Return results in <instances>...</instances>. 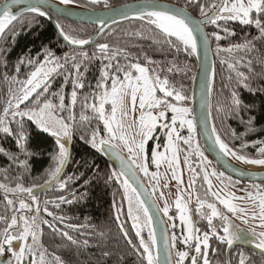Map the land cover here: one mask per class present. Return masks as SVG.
Returning <instances> with one entry per match:
<instances>
[{"label":"snow or ice","instance_id":"6c2138e0","mask_svg":"<svg viewBox=\"0 0 264 264\" xmlns=\"http://www.w3.org/2000/svg\"><path fill=\"white\" fill-rule=\"evenodd\" d=\"M74 2L75 0H59V4L64 6ZM89 2L92 5L103 4L105 9L113 13V21L115 15L128 18L130 12H134V18L139 20L141 25L137 31L130 33L131 35L152 39L153 43H160L159 38L162 37L163 42L174 50L173 59L167 61L171 65L166 69L169 73L188 70L187 65L180 67L177 62L178 54L183 53L185 57H195L199 60V52L203 47L205 63L202 65L201 87L205 91V96L201 103L202 109L209 106L208 97L213 91L212 82L215 72L214 68L210 69L207 63V54L212 50V43L215 42L214 51L219 56L222 52L244 51L247 53L255 49L254 40H264V0H219L218 3L212 0L209 4L203 3L202 0H186L183 8L160 4L157 0H142L139 5H125L119 10L113 9L109 0H89ZM14 5H23L22 11L15 13ZM47 6L48 0H4L0 3V40L6 42L9 34L13 39L19 35V31L9 32L8 30L26 13L32 14V18L28 19L29 25L35 17L49 15ZM189 6H195L198 9L199 19H194L189 14ZM97 19L99 20L97 35H101L104 33L105 21ZM20 22L23 26L22 19ZM229 22L254 26L259 36L251 40L245 37L243 43L223 48L220 41L236 35L235 31L227 26ZM208 25L216 30L211 33L205 32L204 27ZM55 27L59 30V36L63 41L73 47V52L65 53L63 57H60L50 48H44L42 60L21 57L15 65L14 75H9L7 72L3 74L5 82L17 87L8 89L7 99L0 111V133L5 137H11L19 151L11 152L0 147V154L20 168L28 169V158L32 153L27 147L29 133L25 127L26 122H31L40 132L55 138L56 145L42 184L24 186L21 175L15 177L14 187L7 183H0V191L4 193L6 202V211L12 212L10 217L0 215V224L3 225L0 227V256L7 251L12 257L7 264H24L25 258H28V264H65L61 256L49 252L43 245L42 226L49 227L54 233H59L74 245L78 243L67 230L55 227V222L64 224L65 220L71 218L50 211L48 206L52 205L59 209L62 204H72L86 195H77L75 190L68 191V185L79 180V177H64L63 171L71 159L69 145L77 124L75 113L78 103L77 89L85 87L84 74L88 71L86 62L97 58L102 61L107 60L108 63H102L95 90L89 92L80 101L82 110L79 121L90 123L92 119H96L103 123L105 134L101 135L100 128L97 126L81 135L80 139L96 152L114 158L119 164L118 170H112L109 173L106 183L115 182L122 189V200L127 202L126 215L132 221L131 229L136 242L121 221V216L124 214L122 205L118 206L114 199L112 206L115 210V220L127 244L140 257L141 264H186V261L188 264H210L208 250L210 240L213 238L220 244L226 245L228 249H232L237 243L251 244L264 254V183L250 185L251 191L239 189L246 192V197H236L227 190L235 188L241 181L234 180L224 171H218L214 161L205 154L206 150L215 152L216 161H223L226 167H229L228 160H234L241 165L264 168V139L253 142L252 146L259 145L255 156L244 152V149L249 147L245 137L257 131L264 132V127L257 129L255 115H247L246 119L241 115L242 111L247 114L252 106L245 105L236 91V88L244 87L255 94L264 92V88H253L250 85L249 76L237 69L241 60L221 61V63H227L228 68L235 72L236 76V85L230 90L232 115L229 118H237L244 127V131L239 134L235 129L230 130L232 141L241 140L240 148L237 149L222 138L214 123L209 128L211 110L202 111L199 117L194 115L193 108L187 106L189 97L185 94L183 86L177 88L167 77L160 76L159 72L164 70L161 62L154 61L145 55L147 64L156 67L149 69L139 62L121 65L118 61L113 65V61L118 56H123L125 61H129V57L138 61V57L123 48H112L108 43L96 44V49L101 55L97 57L94 52L90 57L88 52L82 49L85 45L95 43L93 37L74 35L75 29L66 31L65 26L60 22H57ZM145 28L155 35L145 37ZM259 63L264 66V60H260ZM22 65H27L31 69L26 73L25 79L18 78ZM5 67H7L6 64ZM246 67L249 72L252 71L251 60L247 61ZM82 68L83 71H81ZM113 68L114 71H112ZM54 75H63L65 84L71 80L72 91L68 104L65 103L66 97L62 91L64 85H61V90L50 91ZM192 79L194 80L195 77ZM229 82L231 83V77ZM89 87L91 88V85ZM90 100L91 103H89ZM106 105H109L110 109H106ZM137 105L138 117L135 115ZM88 110L93 113V116L86 114ZM216 111L221 112L223 109L218 106ZM65 112L67 116L64 115ZM168 113H171L170 121ZM125 121L129 122L125 123ZM13 124L15 128L12 127ZM198 125L204 128L203 135L209 142L207 149L202 148L200 140L197 139ZM157 129H160L166 137L164 151L160 152L161 145L156 143L151 149L149 158L146 145L154 138L158 140V137L154 136ZM184 131L187 135L181 134ZM125 150L127 157L123 154ZM181 152L184 153L183 164L190 174L187 189L183 187L180 170ZM151 166H155L157 171H150ZM162 166H166L171 173V179L177 184L174 204L182 226L180 235H177L175 231L177 216L169 215V204L164 199L163 191H160L161 179L164 180L163 187H169L167 174L159 172ZM236 171L240 176L248 174L238 169ZM3 172L7 180L8 170L4 169ZM141 176L150 178L148 187L141 180ZM212 178L219 182L220 189L213 191ZM198 179L202 180L200 188L204 190L203 197L196 188ZM89 183L88 180L84 181L85 185ZM51 188H56L61 193L67 191L68 194H60L54 199H44L43 209H41V201L36 195V189ZM158 191L159 199L164 200L163 207L157 203ZM185 193L188 195V200L184 199ZM9 194L12 195V199L9 198ZM193 194L198 205L195 214L200 219L206 220V231L196 227L197 221L193 220L190 213L189 204ZM209 195L222 205L226 212L218 208L217 203L207 202ZM24 196L28 198L27 201L23 198ZM245 199L251 205L250 212L236 203ZM205 208L209 211H203ZM41 211L52 220L43 218ZM233 218L239 219L245 225L249 224V220H258L259 223L246 230L234 225ZM216 220L220 222L219 227L214 223ZM64 227L78 230L88 225L69 223L64 224ZM257 227L262 230L257 232ZM145 230H147L146 236ZM100 234L103 235V233ZM178 243L184 245L186 250H179ZM83 244L87 245L88 240H84ZM103 255L108 256L109 253L104 252ZM239 264H245L242 253Z\"/></svg>","mask_w":264,"mask_h":264},{"label":"trees","instance_id":"16d2710c","mask_svg":"<svg viewBox=\"0 0 264 264\" xmlns=\"http://www.w3.org/2000/svg\"><path fill=\"white\" fill-rule=\"evenodd\" d=\"M1 1V0H0ZM133 1V0H109L111 7ZM178 6L184 7L186 0H165ZM76 4L82 5L87 8L102 10L105 9L103 4L92 5L84 4L82 0H75ZM188 10L199 17V12L195 11V6H189ZM32 18V14H26L16 22L8 31H19L17 40H13L9 34L6 42L0 40V91L6 89V83L3 79V74L7 72L9 75H14V68L16 63L21 57H31L44 48H50L57 56H61L66 52H73L71 49L64 45L56 35L53 28L42 18L35 17L32 24H28V19ZM23 20V26L20 20ZM56 22H60L65 26L66 31L75 29L74 35L91 37L95 28L88 25L72 24L58 18H54ZM223 23V22H221ZM141 22L139 20H131L120 24L113 25L107 28L103 34L99 35L94 45L84 49L91 57L95 52L97 57H100L98 50L94 49L98 43H108L112 48H123L133 56L138 57L133 60L129 57V61H125L123 56H118L113 61V65L118 61L121 65L128 62H139L142 66H147L149 69L156 67L155 65H148L144 56L151 58L154 61L161 62V67L164 69L160 71V76L167 77L170 83L174 84L177 88L183 86L184 92L189 96L191 89V81L195 69L194 57H185L183 53L177 55V62L183 68L187 65V71L171 73L167 72V67H170L167 61L173 59L175 55L174 50L163 42L160 37V43H153L152 39L143 38L131 35L140 28ZM228 26L235 31V36H230L227 39L220 41L223 48H227L237 43H243V38L249 40L259 36L258 30L254 26H239L238 23H228ZM128 33V34H126ZM155 35L145 28V37ZM221 35H224L221 33ZM255 49L249 52L233 51L232 53L222 52L219 56L215 53V42L212 43V53L214 59V81L213 91L210 97V110L212 122L215 124L217 130L230 145L237 149L240 148L241 140L232 141L230 130L235 129L239 134L244 131L243 125L235 117L229 118L232 114L230 111V90L236 85L235 72L228 68L227 63H221L222 60L234 61L240 59L241 63L237 65V69L245 72L249 76V83L253 88H264V78L262 73V66L259 63L262 60V52L264 48V40H254ZM252 61V71L249 72L246 67L247 61ZM103 64H107V60L100 58L93 59L86 62L88 71L84 74L85 87L79 91V104L78 115L81 113L80 101L89 92L95 90L97 80L100 78V70ZM5 64L7 67H5ZM27 71V65L21 66L20 76H24ZM83 71V68L81 69ZM114 71V68L112 69ZM135 73V72H134ZM133 73V74H134ZM231 77V83L229 82ZM110 82V81H109ZM91 85V88L89 87ZM229 85V87H226ZM239 98L245 105L252 106L247 114L243 111L241 115L247 118V115H255L257 117V129L264 127V92L250 93L246 88H236ZM90 102V101H89ZM221 107L223 111L217 112L216 108ZM90 117L93 113L88 110L86 112ZM93 124V119L90 123H82L78 121L75 131L73 133V158L72 164L77 168L76 176L80 180V194L84 195L83 199L68 204L64 208L66 217H70L74 225L87 224L88 227L80 228L78 230L68 229L70 235L78 241L77 244H72L66 238H54L49 240L48 243L54 248L55 254L61 256L65 264H141L140 257L136 252L127 244L122 233L119 230L115 220V210L113 208V200L115 199L118 206L122 205L123 215L121 221L124 222L126 230L129 235L133 237L134 232L131 229L132 221L127 218V202L122 200V189L113 183L110 186L106 183L108 172L105 168V163L94 152V150L80 139L81 135L88 132V128ZM28 133V150L32 155L28 158V169L24 170L17 164H14L3 154H0V183H7L9 186L14 187L16 183L15 177L22 176V183L24 186H32L33 184H42L46 178L45 173L51 164V155L56 150V145L48 136L42 132L35 130L34 127L26 123L25 125ZM249 143V147L244 149L248 155L255 156L257 146H252L253 142L257 139H264V132L257 131L255 134H249L245 137ZM0 147H4L11 152H18L15 141L11 137H5L0 133ZM183 147V146H182ZM96 153V154H95ZM24 159V157H21ZM7 169L8 179L5 180L3 170ZM69 171H72L71 169ZM88 180L90 183L85 185L84 181ZM30 182L31 185H28ZM83 233V234H81ZM100 233H103L101 235ZM144 235H147L145 230ZM88 240V244L84 245L83 241ZM108 252V256L103 253ZM235 255V254H234ZM232 255L230 264H239L240 255ZM121 257H123L121 259ZM235 259V260H233ZM248 260V259H246ZM234 262V263H233ZM225 264V263H224ZM246 264H264V258L255 257L253 261H248Z\"/></svg>","mask_w":264,"mask_h":264},{"label":"flooded vegetation","instance_id":"af4514ba","mask_svg":"<svg viewBox=\"0 0 264 264\" xmlns=\"http://www.w3.org/2000/svg\"><path fill=\"white\" fill-rule=\"evenodd\" d=\"M202 2L205 3V4H209V3L212 2V0H202ZM216 2L218 3L219 0H216ZM82 3H84V4H90L89 0H82ZM195 11H198V9L196 7H195ZM195 17H197V16H195ZM197 18L199 19L200 17H197ZM229 23H232V22H229ZM235 23H238V22H235ZM239 26L243 27L245 25L239 24ZM228 27H230V26H228ZM205 30H206L207 33H211L212 31H214L216 29H214L213 26L208 25V26H205ZM17 39L18 38L15 37V39H13V40H17ZM94 49H96V47ZM43 50L42 51H39L38 53H36V55H34V58L33 59H41L42 60L43 59ZM66 53H69V52H66ZM63 55L64 54H62V57H63ZM30 70H31L30 67L27 66L26 73H28ZM26 73L24 74L23 77L20 76L18 78L19 79H25L26 78ZM135 74L136 73H134V75ZM61 85H64L62 91H63V94L66 97L65 103L68 104L69 101H70V93L72 91L71 80H69V82L67 84H65L64 83V76L63 75H54V77H53V83H52V88H51L50 91L61 90ZM4 86H6L7 88L4 89V90H2V91H0V111H2V108L4 106L5 100L7 99V93H8L9 87H17L15 85H10L9 83H6ZM79 91H80V89H77V92H78V103H77V106L75 108V113L77 115V124L76 125H78V121H79V115H78ZM158 95H162V94L158 93ZM188 97H189V100L187 102V106L190 107V93H189V96ZM169 99H171V98H169ZM54 102H58V101H55L54 100ZM91 102L92 101L90 100L89 103H91ZM106 109H110V106L109 105H106ZM64 115L67 116V112H65ZM170 117H171V113H168L169 121H170ZM26 123L29 124L30 126L34 127L35 130L39 131L38 129H36L35 125H33L31 122H26ZM97 126L100 128L101 135H104L105 133H104V129H103V123L100 122V121H98V120H96V119H93V124L88 128V132H90L91 128H94V127H97ZM12 127L15 128V124H13ZM43 134L49 137V135L47 133H43ZM181 134L182 135H187V132L184 131ZM154 136L155 137H158V140L154 138L153 140L148 141V144L146 145V148L148 149V152H149V158H150L151 149L155 147L156 143H160L161 147H160L159 151L160 152H163L162 151L163 150V145L166 142V137L163 135V132L160 129H157L156 130V132L154 133ZM197 139H199L198 136H197ZM73 141H74V137L72 138V142H71V159L69 160L68 167H67L65 173L63 174L64 177L76 176L75 175L76 174V170L75 169L77 168V166L75 167L72 164V158H73V149H72L73 148ZM182 146L183 145H181V147ZM183 147H186V146H183ZM201 147H202V144H201ZM94 152H96V151L94 150ZM96 153L104 161L106 171L108 172V175H109V173L112 170H115L114 167L109 162H107L106 160H104L99 152H96ZM123 154H124L125 157H127V155H128L126 151L123 152ZM205 154H206V152H205ZM183 156H184V153L181 152L180 153V161H181V163H180V170L182 171L183 187L185 189H187V186H188V183H189L190 174H189L186 166L183 164ZM70 169L72 171H69ZM217 170L220 171L218 168H217ZM150 171H154V166H151L150 167ZM167 177H168V181H169V187L168 188H164L163 187L164 180L161 179V182H160L161 183L160 191H163V193H164V199H166L167 202H168V204H169V207H170V213H169V215L177 216V219H176L177 227H176L175 231H176L177 235H180L181 234V230H182V226H181V224L179 222V219H178V213H177V210L175 208V204H173L174 201H175V198L177 196V184H176V181L175 180H172L171 179V173H170V171H169V174L167 175ZM141 179L143 180L145 186L148 187L149 186V180H150V178H145V177L141 176ZM212 180H213V185H214L213 191H215V188L217 190L220 189L221 186L219 185V182L216 181L215 178H212ZM201 183H202V180L198 179L196 188L200 192V195L203 197L204 190L202 188H200V184ZM27 184L28 185H31L30 182H27ZM107 184L110 186L111 183H107ZM113 184L116 185V186H119L115 182H113ZM250 185H252V184H246V183H242L241 182L235 188L228 189L227 191H229V192H231V193H233L234 195H237V196H244V197H246V192L240 191L239 189H242L243 188V189H248L249 191H251L252 189L250 188ZM13 186H15V184ZM204 187L206 188V185ZM72 190H75L77 192V195L79 194V192H80V180H77L74 183H70L68 185V191H72ZM149 190H151V189H149ZM60 194L67 195L68 193H67V191L64 192V193H61L56 188H53V189L49 190L47 193H45V194H40V195L38 194L37 196L40 198V201H41V209H43V203H42V201L44 199H54L56 196H58ZM159 195H160V193L158 191L157 192V203H158V205L160 207H163L164 200L159 199ZM184 197H187V200H188V195L185 194ZM9 198L10 199L13 198L11 194H9ZM23 198L26 201L28 199L26 196H24ZM28 202H30V201H28ZM207 202H215V203H217V207L220 208L222 211H225L226 212V210L223 209V206L222 205H219V203L217 201H215V199L211 195H209L207 197ZM125 204H126V201H125ZM66 205H68V204H62L59 209L54 208L52 205H49L48 207H49V210L50 211H53V212L57 213L58 215L65 216V214H64V208H65ZM246 206H251V205L248 202ZM17 207H18V203H17ZM197 207H198V205L196 203L195 194H193L192 200H191V202L189 204L190 213L193 216V220L197 221L196 227H199L202 231H206L207 230L206 220L200 219V217L195 214V209ZM203 211L207 212L209 210L207 208H205ZM226 214H228V213H226ZM0 215H7L9 217L12 215V212L10 210L6 211V202L4 201V193L2 191H0ZM228 215L231 216V214H228ZM41 216L43 218H45V219H48L49 221L52 220V218L51 217H47L43 213V211H41ZM69 223L70 224H73L72 221L69 220V219L65 220V222H64V224H69ZM168 223H170V222H168ZM214 223L219 227L220 222L218 220L214 221ZM232 223L234 225L240 227V228L245 229L244 227H242V226L238 225L237 223H235L233 220H232ZM64 224H61L60 222H55V227L58 228V229L68 230V229H66L64 227ZM0 227H3V225L0 224ZM42 227H43V234H42V237H41V241H42L43 245L48 248L49 252L55 253L54 248H52V246H50V244L48 243V241L49 240H52L54 238H61L62 236L59 233H54L52 231V229H50L47 226H42ZM244 245L250 246V247H254V245H251V244H244ZM177 247L181 251L186 250L185 247H184V245H182V244H179L178 243ZM250 247L247 248V247H244V246L243 247L242 246H235L232 250H230L228 256H226V252H227V249H228L227 246L220 244L217 240H215V238H213L212 240H210V248L208 250V253H209L208 259L210 261V264H224V263L225 264H228V262L232 258V255H234V254L235 255H240L242 253L243 256H244V258H245V264H246L248 261L249 262L250 261H253L255 257L264 258V256H261V255L255 253V251L251 250ZM4 255H7V256H9L11 258L10 253H8L7 251L5 252ZM246 259H248V260H246ZM174 260H175V257H174ZM233 260H235V259H233ZM24 264H28V258H25ZM186 264H188L187 261H186Z\"/></svg>","mask_w":264,"mask_h":264},{"label":"water","instance_id":"95a60500","mask_svg":"<svg viewBox=\"0 0 264 264\" xmlns=\"http://www.w3.org/2000/svg\"><path fill=\"white\" fill-rule=\"evenodd\" d=\"M3 2H4V0H1L0 3H3ZM141 2H142V0H133V1H129V2L114 6L112 8L119 10L125 5H139ZM157 2L160 4H167V5L175 6L178 8H183L181 6H178L176 4H173V3L169 2V1H165V0H157ZM22 9H23V5H14L13 6V11L15 13L21 12ZM47 11H48L49 15H47L45 17H40V18L45 20L53 28V30L55 31L56 35L61 40V42L71 49H73V47L67 45V42L63 41V39L59 36V30L56 29V27H55V25L57 23L54 19L55 17L58 19H61L63 21H66L68 23L88 25V26L94 27L95 30H94V33L91 37H93L95 41L99 36V35H97V29L99 27V20L97 18L103 19L105 21L104 31L113 25L120 24V23L127 22V21H131V20H137L134 18V16H135L134 12H130L128 18H125L124 16H121V15H115V19L113 21V18H112L113 13H111L108 9H102V10L92 9V8H87V7H84V6L76 4V3H73V4L68 5V6H64V5L59 4V0H48ZM189 14L194 19H198L191 12H189ZM204 31L206 32L205 27H204ZM93 44L85 45L82 50L89 48ZM199 57H200L199 60H197L194 57L195 69H194L193 77H195V79L194 80L192 79L191 89H190V107L193 108L194 115H196L197 117H199L201 115L202 111L206 112V111L210 110V97H211V95L208 97L209 106H206V108L202 109L201 103H202V100L204 99V96H205V91L201 87V83L203 80L202 65L205 63L204 48L203 47H201V49H200ZM262 60H264V48H263V52H262ZM207 63H208V66L210 69L214 68V59H213L212 50L209 51L207 54ZM262 73H263V78H264V66H262ZM212 85H213V82H212ZM208 123H209V128H211V126L213 124L212 118L209 119ZM203 132H204L203 126L198 125L197 136H198V138L202 144V147L207 149L209 142L207 141V137H205L203 135ZM49 137L55 142V138H53L51 136H49ZM69 149H70V153H71V144L69 145ZM100 154L104 160L109 162L114 167L115 170H118L119 164L114 158L110 157L109 155H105L103 153H100ZM206 154L210 159H212L214 161V163L216 164V167L220 171H224L226 175L232 176L233 179L240 180L242 183H246V184H262V183H264V169L263 170L247 169L234 160H228L227 163H228L229 167H226L225 163L223 161H221V162L216 161V153L215 152L210 151V150H206ZM68 163H67L66 167L64 168L63 174L65 173V171L68 167ZM237 169L240 171H245L248 174H246L244 176H240L237 174V171H236ZM51 189H53V188H51ZM51 189H36V195L45 194ZM235 246H242V247L244 246L247 248L250 247V246H246L244 244L237 243V244L233 245L232 249ZM232 249H227L226 256H228L230 250H232ZM250 249L255 251V253H257V254L264 256V254H262L259 249H256L254 247H250ZM10 259H12V257L10 258L7 255L0 256V264H7V261Z\"/></svg>","mask_w":264,"mask_h":264},{"label":"rangeland","instance_id":"374dc122","mask_svg":"<svg viewBox=\"0 0 264 264\" xmlns=\"http://www.w3.org/2000/svg\"><path fill=\"white\" fill-rule=\"evenodd\" d=\"M135 115L138 117L139 116V108H138V105H137V111H136V113H135ZM129 121H125V123H128ZM134 131V130H133ZM126 151V150H125ZM124 151V152H125ZM162 151H164V148H163V150ZM154 171H157V169L155 168V166H154ZM159 172L161 173V174H169V171L167 170V168H166V166H162L160 169H159ZM217 189L215 188V191H216ZM176 194V193H175ZM186 195H187V193H185ZM236 197H241V196H237V195H235ZM184 199L185 200H187V197H184ZM236 203H238L239 204V206H241V207H244V208H246V209H248L249 210V212L251 211V206H246L247 205V200L245 199L244 201H236ZM174 204V203H173ZM250 207V208H249ZM235 223H237L238 225H240V226H242V227H244L246 230L250 227V226H253V225H255V224H258L259 223V221L257 220V221H252V220H249V224L248 225H245V224H243V223H241V221L239 220V219H235V218H233L232 219ZM262 229H260V228H256V231L257 232H259V231H261Z\"/></svg>","mask_w":264,"mask_h":264},{"label":"bare ground","instance_id":"6f19581e","mask_svg":"<svg viewBox=\"0 0 264 264\" xmlns=\"http://www.w3.org/2000/svg\"><path fill=\"white\" fill-rule=\"evenodd\" d=\"M242 166L247 168V169H251V170H263L264 169V168H260V167L253 166V165H242Z\"/></svg>","mask_w":264,"mask_h":264}]
</instances>
